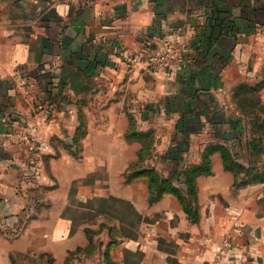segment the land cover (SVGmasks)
<instances>
[{"label":"crops","instance_id":"1","mask_svg":"<svg viewBox=\"0 0 264 264\" xmlns=\"http://www.w3.org/2000/svg\"><path fill=\"white\" fill-rule=\"evenodd\" d=\"M170 43L183 62L148 65ZM241 86L264 99V0H0V264L69 259L92 232L105 252L116 242L117 264H264V194L235 188L219 151L196 179V222L176 194L151 204L148 178L126 176L142 146L128 130L156 133L147 163L170 177L173 134L230 145Z\"/></svg>","mask_w":264,"mask_h":264},{"label":"rangeland","instance_id":"2","mask_svg":"<svg viewBox=\"0 0 264 264\" xmlns=\"http://www.w3.org/2000/svg\"><path fill=\"white\" fill-rule=\"evenodd\" d=\"M88 89V88H87ZM241 100L237 99L235 106L238 107L237 110L247 113L248 116L245 114L243 118H241L242 122L239 123L241 128H245L244 130H238L235 133V137H233V141L229 140L230 145H226V151L229 152L228 155V163L231 169H227V171L231 172L234 176V187L237 189H242L246 187H250L253 193L255 194L256 198H260L261 195L264 194V123L262 124L261 120L264 118V115H260L259 119H252L254 114H249V112H255L258 110L260 104L262 105L261 108L264 110V99L262 96L259 99L255 98L251 100L252 104H249V101H245L246 97L244 96V92L240 93ZM254 97H258L256 93H254ZM231 109V106H230ZM251 112V113H252ZM236 117H238V112L236 111ZM259 114V113H258ZM244 120V121H243ZM76 132L75 138H69L67 142L72 144L71 147L75 148V155L79 156L81 154V145L80 140H82L86 135L87 131H83V129ZM138 136L132 135L133 132L128 130L125 132V136L128 138L134 137L138 138L142 144L140 151H139V159L138 162L135 164H131L127 171V179L131 180V176L137 172V170H155L162 178H168L170 181H173L174 185L178 186L181 189L183 184H186L189 188L188 184L184 181V171L186 168L184 167L183 161H180L181 157L184 158L186 155H191L193 157L198 156L200 157V162L196 164H200L206 153H210L209 159L211 163V170H212V155L220 150H212L211 145L208 147H189V144L182 142V135H177L178 139L173 136L172 146L164 149V154L168 155L166 160L169 161L170 167H172L171 173L175 172V177L178 178L176 181L175 177H170L161 173L157 168V165L152 166L147 163V160L152 158L153 152V144L155 143L156 133L153 131H140L138 132ZM197 133V132H196ZM207 135H205L206 137ZM197 136L194 137L196 139ZM197 145L199 144V140L196 141ZM177 144V145H175ZM174 145V146H173ZM80 147V148H79ZM192 150V153H191ZM210 150V151H207ZM166 151V152H165ZM205 151H207L205 153ZM190 152V153H189ZM92 154H94V150L92 148ZM185 154V155H184ZM201 155V156H199ZM222 155V154H221ZM142 156V157H141ZM165 156V155H164ZM223 159V156H222ZM224 161V159H223ZM182 167L180 173H177V170H180L179 167ZM193 166V165H192ZM225 166V165H224ZM177 173V174H176ZM212 174V173H211ZM211 174H204V175H211ZM146 176L147 175H142ZM203 176V175H200ZM199 177V176H198ZM149 182V178H148ZM150 196V194H149ZM149 199V198H148ZM195 195L192 197H188V200L193 204L195 203ZM256 200V199H253ZM150 202V201H149ZM152 204V203H151ZM6 226H0V237L7 232ZM13 234L16 235L22 229L14 228ZM8 233V232H7ZM94 236V232H92ZM92 236V237H93ZM90 238V244L86 248H78L74 250L70 254L69 259L65 260H55L53 256H47L44 254L39 255H32V254H14L11 259V264H117L115 261V257L110 252L111 248L115 245V241L111 240L107 244L108 251L105 252L104 244L105 242L102 240H95L94 238ZM2 247V246H1ZM6 264V263H5ZM9 264V262H7Z\"/></svg>","mask_w":264,"mask_h":264},{"label":"trees","instance_id":"3","mask_svg":"<svg viewBox=\"0 0 264 264\" xmlns=\"http://www.w3.org/2000/svg\"><path fill=\"white\" fill-rule=\"evenodd\" d=\"M247 90V88H245V86H241L240 89V93L243 91L244 93ZM254 92H248L249 95L246 96V98L244 99L246 102L249 101V104H252L251 100L257 98L259 99V97H254ZM241 100V98L239 99ZM261 104L258 108V110H255V112H249V114H254L252 119H259L260 115H264V110L263 108H261ZM259 113V114H258ZM247 116L248 114L245 113ZM260 120V119H259ZM262 124L264 123V118L261 120ZM138 132H133L132 135L134 136H138ZM212 150H220L224 159V165L225 168L227 169H231L228 163V155L229 152L226 151V145H220V146H211ZM210 151V150H207ZM205 151V153L207 152ZM209 155L210 153H206L204 156L203 161L200 164H196L193 166H190L188 168H186V170L184 171V181L188 184L189 186V190H190V194L184 195L180 188L176 185H174L173 181H170L168 178H162L155 170L153 169H143V170H137V172L135 173V176H139V175H147L149 178V187H150V196H149V201L150 203H154L156 201H158L159 199H161V197L163 196L164 193L166 192H171L176 194L182 201L185 211L187 212V214L189 215V218L191 219V221L196 222L199 220V210H198V206H197V198H196V179L198 176L200 175H204V174H211L212 170H211V163H210V159H209ZM142 157V156H141ZM134 174L131 177H135ZM264 181V179H261ZM192 195H195V203H191L190 200H188V197H192Z\"/></svg>","mask_w":264,"mask_h":264},{"label":"built area","instance_id":"4","mask_svg":"<svg viewBox=\"0 0 264 264\" xmlns=\"http://www.w3.org/2000/svg\"><path fill=\"white\" fill-rule=\"evenodd\" d=\"M186 53V48L178 44L170 43L167 48L157 56L148 58V65L163 64L165 66H172L183 62ZM122 58L129 63H138L142 60L139 53L132 52L129 49H123L121 52Z\"/></svg>","mask_w":264,"mask_h":264},{"label":"water","instance_id":"5","mask_svg":"<svg viewBox=\"0 0 264 264\" xmlns=\"http://www.w3.org/2000/svg\"><path fill=\"white\" fill-rule=\"evenodd\" d=\"M181 188L184 190V191H188V188H187V185L186 184H183L182 186H181Z\"/></svg>","mask_w":264,"mask_h":264}]
</instances>
